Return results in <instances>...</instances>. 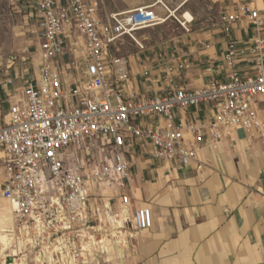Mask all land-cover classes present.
I'll list each match as a JSON object with an SVG mask.
<instances>
[{
  "label": "built area",
  "instance_id": "obj_1",
  "mask_svg": "<svg viewBox=\"0 0 264 264\" xmlns=\"http://www.w3.org/2000/svg\"><path fill=\"white\" fill-rule=\"evenodd\" d=\"M10 5L34 26L38 52L34 76L26 68L0 80V196L33 264H111L115 246L152 227L150 208L112 204L124 198L136 151L187 167L223 132L264 138V0H235L208 19V35L224 36L226 46L219 60L203 62L206 83L197 88L183 85L192 67L185 54L132 64L112 54L124 38L144 52L136 32L163 23L150 7L103 19L96 0ZM185 21L190 33L193 18ZM239 23L249 31L240 40Z\"/></svg>",
  "mask_w": 264,
  "mask_h": 264
},
{
  "label": "crops",
  "instance_id": "obj_2",
  "mask_svg": "<svg viewBox=\"0 0 264 264\" xmlns=\"http://www.w3.org/2000/svg\"><path fill=\"white\" fill-rule=\"evenodd\" d=\"M96 1L103 19L150 7L163 23L177 19L181 9L191 2ZM213 1L219 7L230 8L235 0ZM248 33L245 24L239 23L233 36L240 40ZM207 41L209 47L205 48L201 43ZM225 41L220 34H190L179 41L180 47L175 44L148 55H187L192 67L185 72L183 85L197 88L206 83L203 62L207 58L219 60ZM129 62L132 64V58ZM193 113L202 114L200 110ZM221 137L215 144L202 146L196 162L187 167L158 163L136 151L124 198L115 195L112 204L116 210L122 202L130 211L140 206L150 208L153 225L133 232L127 248L115 246L117 254L112 264H264V138L241 131L223 132ZM3 180L0 159V184ZM8 208L10 205L0 196L1 232L14 229L13 211H6Z\"/></svg>",
  "mask_w": 264,
  "mask_h": 264
},
{
  "label": "rangeland",
  "instance_id": "obj_3",
  "mask_svg": "<svg viewBox=\"0 0 264 264\" xmlns=\"http://www.w3.org/2000/svg\"><path fill=\"white\" fill-rule=\"evenodd\" d=\"M225 8L219 7L213 0H191L190 4L177 14V19L171 18L161 25L136 32L135 37L144 46V52L135 42L124 38L117 43L112 54L128 59L142 57L152 51L156 53L161 49L173 48L175 44L180 47L179 41L183 40L184 36L202 35L207 32L208 19L216 17ZM186 13L193 18L191 25L187 26L190 33L185 31L181 24L184 23L182 17ZM37 52L38 39L34 26L26 23L22 15L12 9L10 0H0V80L6 75L13 76L14 71L21 74L26 68V78L34 76L36 67L33 65V59ZM14 58L16 62L12 64ZM0 106L2 108L3 104ZM262 111L264 116V108ZM2 228L0 227V264H21L22 256H26L28 264H33L28 253L17 247L13 234L6 229L1 232ZM3 236L5 238H2Z\"/></svg>",
  "mask_w": 264,
  "mask_h": 264
},
{
  "label": "bare ground",
  "instance_id": "obj_4",
  "mask_svg": "<svg viewBox=\"0 0 264 264\" xmlns=\"http://www.w3.org/2000/svg\"><path fill=\"white\" fill-rule=\"evenodd\" d=\"M184 18V20H186L185 22H190L191 20H192V17L188 14V13H186L185 15H184V17H182V19ZM164 22V21H163ZM182 25L184 24V23H181ZM10 210L12 211V208L10 207ZM13 232V230L12 231H10V233H12ZM13 234V233H12ZM8 236V235H7ZM13 236V235H12ZM2 238H5L4 236L2 237ZM15 240V239H14ZM16 242V241H15ZM20 250H22L23 251V248L22 247H20L19 248ZM24 252V251H23ZM22 253V252H21ZM22 258H23V260H25L26 261V263L28 264V261L26 260L27 258H26V256H22ZM26 263H24V264H26Z\"/></svg>",
  "mask_w": 264,
  "mask_h": 264
}]
</instances>
